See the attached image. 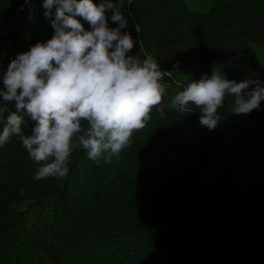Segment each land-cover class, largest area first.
Returning a JSON list of instances; mask_svg holds the SVG:
<instances>
[{
	"label": "trees",
	"instance_id": "1",
	"mask_svg": "<svg viewBox=\"0 0 264 264\" xmlns=\"http://www.w3.org/2000/svg\"><path fill=\"white\" fill-rule=\"evenodd\" d=\"M42 2L0 0V86L17 53L54 35ZM114 3L138 42L133 54L142 47L140 59L167 71L165 108L111 163L74 143L64 178L35 180L19 137L0 146V264H264V101L237 115L226 96L211 131L199 109L179 114L170 103L186 76L213 68L264 82V0ZM244 151L249 168L236 175Z\"/></svg>",
	"mask_w": 264,
	"mask_h": 264
},
{
	"label": "clouds",
	"instance_id": "2",
	"mask_svg": "<svg viewBox=\"0 0 264 264\" xmlns=\"http://www.w3.org/2000/svg\"><path fill=\"white\" fill-rule=\"evenodd\" d=\"M41 7L54 35L17 53L0 86V146L19 137L38 165L37 181L69 174L74 143L98 165L111 163L145 128L153 108L164 110L167 95V71L147 53L140 59L142 47L133 54L138 42L123 31L129 19L114 0H43ZM226 96L232 113L249 114L264 101V82L229 79L213 68L191 79L170 103L179 114L199 109V123L211 131L223 118L218 109Z\"/></svg>",
	"mask_w": 264,
	"mask_h": 264
},
{
	"label": "rangeland",
	"instance_id": "3",
	"mask_svg": "<svg viewBox=\"0 0 264 264\" xmlns=\"http://www.w3.org/2000/svg\"><path fill=\"white\" fill-rule=\"evenodd\" d=\"M257 49L259 50L260 54H261V59L259 60V67L262 68L263 62H264V47H257ZM186 78H188V80L190 81L191 78L189 76H186ZM247 158V159H245ZM238 159V168L236 170V175H240L245 173L248 168H249V163H250V159L248 157H246L245 155V151L243 153V159L239 160Z\"/></svg>",
	"mask_w": 264,
	"mask_h": 264
}]
</instances>
